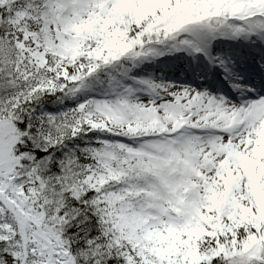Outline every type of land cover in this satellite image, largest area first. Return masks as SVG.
<instances>
[{"label":"snow or ice","instance_id":"snow-or-ice-1","mask_svg":"<svg viewBox=\"0 0 264 264\" xmlns=\"http://www.w3.org/2000/svg\"><path fill=\"white\" fill-rule=\"evenodd\" d=\"M0 264H264V0H0Z\"/></svg>","mask_w":264,"mask_h":264}]
</instances>
